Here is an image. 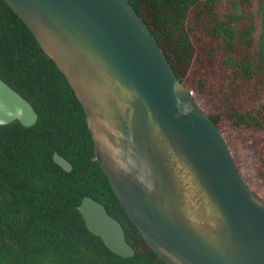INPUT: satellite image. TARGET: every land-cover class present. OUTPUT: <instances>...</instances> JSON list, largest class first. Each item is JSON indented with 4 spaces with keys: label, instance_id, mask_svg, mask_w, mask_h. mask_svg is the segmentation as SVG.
I'll return each mask as SVG.
<instances>
[{
    "label": "water",
    "instance_id": "1",
    "mask_svg": "<svg viewBox=\"0 0 264 264\" xmlns=\"http://www.w3.org/2000/svg\"><path fill=\"white\" fill-rule=\"evenodd\" d=\"M79 101L95 160L165 264H264V199L126 0H4ZM38 116L0 78V125ZM63 171L72 166L57 153ZM86 228L133 257L120 222L84 196Z\"/></svg>",
    "mask_w": 264,
    "mask_h": 264
},
{
    "label": "trees",
    "instance_id": "2",
    "mask_svg": "<svg viewBox=\"0 0 264 264\" xmlns=\"http://www.w3.org/2000/svg\"><path fill=\"white\" fill-rule=\"evenodd\" d=\"M126 1L189 92L193 86L201 92L208 83L196 44L206 38L217 44L227 84L218 97L223 109L207 114L230 150V129L262 134L256 170L264 185V0ZM0 78L38 116L32 127L18 121L0 125V264H165L96 162L83 109L65 77L4 0ZM54 153L69 162L70 172L54 163ZM84 196L120 222L133 257L114 254L88 231L77 209Z\"/></svg>",
    "mask_w": 264,
    "mask_h": 264
},
{
    "label": "rangeland",
    "instance_id": "3",
    "mask_svg": "<svg viewBox=\"0 0 264 264\" xmlns=\"http://www.w3.org/2000/svg\"><path fill=\"white\" fill-rule=\"evenodd\" d=\"M196 53L198 62L201 61L202 63L201 71L204 73L203 76L208 79V83L201 92L193 86L190 93L206 113H217L223 109L219 104L218 97L221 98V91L224 92L223 88L227 84L225 73L220 65L222 56L217 49V44L208 38L196 44ZM198 66L197 64L194 65L193 69L196 71ZM258 135L262 136L260 133L254 136L239 129H230L228 132L232 147L230 151L236 160L235 163L241 175L251 189H256L261 196H264V185L256 170L258 165Z\"/></svg>",
    "mask_w": 264,
    "mask_h": 264
}]
</instances>
